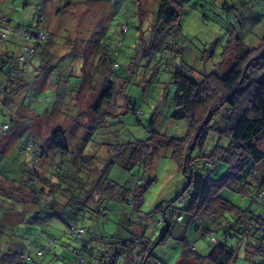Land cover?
<instances>
[{"label": "rangeland", "instance_id": "374dc122", "mask_svg": "<svg viewBox=\"0 0 264 264\" xmlns=\"http://www.w3.org/2000/svg\"><path fill=\"white\" fill-rule=\"evenodd\" d=\"M159 2L25 0L26 5L22 6L23 0H0V30L10 23L7 18L13 22L21 19L28 24L31 16L39 12V22L43 23L47 34V39L36 47L27 67L25 65V72L21 71L16 59L20 48L0 38V187L10 192L13 185L22 187L24 184L23 187L30 191L31 184L25 180L31 170L24 143L30 136L28 126L31 125L34 150L40 139H48L57 127L65 132L70 151L68 154L54 151L47 155L53 164L45 161L41 171L49 175L53 170L57 178L58 174L60 177L69 175L72 187L65 189L67 199L76 195L82 197L84 190L92 184L97 186L105 177L121 187L130 183L131 187L141 188L137 212L125 202L107 201L104 204L106 218L87 221L86 226L114 239H127L135 233L149 244L155 242L168 225V235L154 248L151 256L162 264H177L184 249L182 241L193 245L196 253L203 257L213 245L209 236L194 230V224L187 227L190 220L184 211L187 179L172 159L171 149L161 146L148 164H134L130 169L124 164L131 160L130 153L127 155L128 151L120 149L117 154L111 149L117 144L127 147L137 141H146L150 138L151 125L160 137H183L187 122L171 118L175 112L172 102L174 69L184 63L193 68L194 77L200 79L204 73L223 74L244 51L238 45L234 46L233 41L232 50H226L223 57L224 48L232 38L257 48L255 53L262 52L264 0H173L180 17L178 27L171 30L160 28L159 24L153 26ZM5 53L12 56L9 62L3 56ZM21 61V64L25 63L24 56ZM108 61H112L114 67L108 66ZM83 73L92 76L91 82L88 78L77 97L71 98L66 88L80 82ZM68 74L71 77L67 82ZM108 74L113 75L111 81L114 84H119V97L94 115L90 107ZM263 74L264 60H255L248 68L245 66L246 81L241 88L256 84ZM27 80L32 82L30 89L26 87ZM220 93L219 85L213 88V94ZM57 95L62 97L57 98ZM5 98L7 102L3 103ZM104 112L109 115L100 118ZM227 115V106L221 107L210 125L217 123L216 128L220 127ZM98 118L101 120L97 123ZM4 123L8 125L6 134L2 133ZM77 124L91 128L83 144L84 128ZM260 136L258 147L264 152V134ZM217 142L225 146L227 139H219L218 133L211 130L202 153L194 149L193 158L208 155ZM40 164L41 161L38 166ZM226 170L225 163L218 162L208 168L200 159L187 166L188 173L209 175L212 179L221 177ZM258 170L259 177H264V162L258 165ZM0 192V217L3 214L4 223V228L0 226L3 231L0 232V260L8 250L34 254L33 238L40 230L61 237L71 246H78L70 241L69 229L59 218L44 225L29 224L27 220L35 206L28 196L15 200L19 197L17 193L8 197L2 190ZM218 195L253 214L264 216V196L258 202H251L229 187H222ZM177 213H181V221H177ZM39 215L43 216V213ZM221 233L219 229V237ZM249 244L245 238L227 240L228 246L238 247L235 264H264V258L248 252ZM68 254L69 251H62L66 260ZM50 257L49 254L34 256L36 261L42 258L41 264H63V260L50 261ZM123 260L121 258L118 264Z\"/></svg>", "mask_w": 264, "mask_h": 264}, {"label": "trees", "instance_id": "16d2710c", "mask_svg": "<svg viewBox=\"0 0 264 264\" xmlns=\"http://www.w3.org/2000/svg\"><path fill=\"white\" fill-rule=\"evenodd\" d=\"M25 5V0H23L22 6ZM175 5L176 3L173 0H160L155 12L153 26L159 24L160 28L162 26L168 27L170 30L172 28L176 29L180 11ZM38 13L31 16L28 24H25L21 19L13 22L11 18L6 17V20H9L10 23L3 25L0 30L2 40L9 43L13 42L12 44L20 48L16 59L23 72H25V65L27 67L31 55L35 53L36 47L47 39L44 25L41 21L39 22ZM18 32L23 37L21 41H19L20 37H16ZM119 32L123 33L122 30ZM233 41L235 42L234 46L238 45L244 51L242 50V55L223 74L218 72L204 73L200 79L199 77L195 78L193 68L185 66L184 63L174 69L172 73L174 85L172 102L175 112L171 118L187 122V132L183 137H160L151 125L150 138L146 141H137L127 147L117 144L111 149L112 152L117 151V154H119L120 149L125 150V152L128 151L127 155L130 153L131 160L124 163L125 167L129 169L134 164L139 166L148 164L161 146L171 149L172 159L187 179L185 186L187 199L184 206V211L190 217L187 227L194 224V230L209 236L213 245L211 251L203 257L196 253L193 245H187L186 241H182L184 249L177 264H235L238 247L227 245V240L233 237L237 240L247 239L250 243L248 252L264 258V216L253 214L249 209H243L218 195L222 187H229L240 192L251 202H258L264 196V177H259L258 170V165L264 162V152L258 147L260 135L264 134V74L256 84L241 88L246 81L244 77L245 66L248 68L255 60H264V50L255 53L257 48L243 44L238 38H232L224 48L223 57L226 50H232ZM27 47L32 48V53L25 55L28 51L25 50L28 49ZM116 54L117 52H115ZM3 56L8 59V62L12 58L7 53ZM21 56H25L24 64H21L23 63ZM107 64L114 67L112 61H108ZM185 70L189 73H186ZM51 72L52 70L48 71L47 74L49 75ZM9 77L11 76L9 75ZM70 77V74L65 77L66 80L68 79L67 82ZM88 78L90 81L92 76L89 75L88 77L83 73L80 82H74L70 85V88L69 86L66 88L71 98L77 95ZM111 78H113V75L108 74L102 81L94 104L90 107L94 115L99 114L102 108L113 101L115 97H119V84H114ZM27 81L26 87L30 89L32 82ZM74 85H78L79 89H72ZM217 85L222 90L221 95L213 94V88ZM61 97L62 95H57V98ZM6 102L7 99L5 98L3 103ZM224 106H227L229 115L223 117V124H220L218 128H216L217 123L210 125L212 118L220 113V108ZM133 112L137 113L134 109ZM108 115L109 113L104 112L100 115V118ZM100 118L96 120L97 123L101 120ZM29 123H31V120ZM76 126H83L84 128L81 142L83 144L89 136L91 128L79 124ZM28 127L30 136L24 143L26 150L29 152L31 170L25 180L31 184L30 191L23 187L24 184H21L22 187H14V185L12 187L11 185L10 192H7L9 189L2 187H0V190L8 197H13V194L17 193L19 197L15 200L26 198V196L31 199L35 207L32 208L27 220L29 224L44 225L53 218L61 219L69 229L70 241L78 246H71L64 242L61 237L57 238L40 230L33 238V242L36 244L34 254L8 250L1 257L0 263L41 264L40 260L42 258L36 261L34 256L49 254L51 256L50 261L61 259L63 264H77L76 258L78 256L81 259L78 264H118L121 258L124 259L122 264H134V258L140 254L143 257L139 264H162L157 259L152 258L151 255L154 249L148 254L155 242L149 244L143 242L135 233L127 239H114L111 236L107 237L100 232L91 230L92 226L90 227V225L86 226L87 221L95 222L100 217L106 218L107 207L104 204L107 201L125 202L130 205L133 212H137L141 204V188H136L134 185L131 187L130 183L121 187L105 177L100 180L97 186L92 184V187L84 190L82 197L76 195L73 199L72 197L67 199L64 192L72 187V183L68 180L70 179L69 175L60 177L58 174L57 178L53 170H50L49 175L43 173V170L41 171V167L44 169L45 161L48 164H53L52 161L48 160L47 155L52 154L54 151H59L62 154L69 153L70 143L66 141L65 132L57 127L53 128L50 137L40 139L36 150H34V142L31 139V125L29 124ZM7 128L6 123L2 124L3 134L7 133ZM211 130L218 133L219 139L225 137L227 139L226 145L221 146L217 142L208 155L201 154L202 156L193 158L192 152L194 149L197 148L199 153H202ZM79 139H81V136H79ZM199 159L204 160L208 168L218 162L225 163L227 170L221 177L215 179H212L209 175L188 173L187 166ZM39 161H41L40 166H38ZM60 178L65 179V181L61 182ZM67 187L68 189H66ZM4 194L3 196H5ZM95 194H97L96 197ZM68 204L69 207H67ZM40 212L43 213V216L39 215ZM20 214L25 217L23 216L24 213ZM2 217L3 214L0 217V226L4 228ZM176 217L177 221L182 220L181 213H177ZM165 228L158 237L160 239L158 244L169 233V226L166 225ZM219 229L222 230L221 237L218 235ZM0 232H3L2 229ZM62 251H69L67 260L62 256ZM11 252L13 256L10 254ZM252 264L259 263L253 262Z\"/></svg>", "mask_w": 264, "mask_h": 264}, {"label": "built area", "instance_id": "2783aa9c", "mask_svg": "<svg viewBox=\"0 0 264 264\" xmlns=\"http://www.w3.org/2000/svg\"><path fill=\"white\" fill-rule=\"evenodd\" d=\"M16 37H20L19 41H21L22 38H23V37H21L20 32H18V34H17ZM27 48H28V47H27ZM25 50H28V51L26 52L25 55H28V54L32 53V50H31L30 48L25 49ZM24 59H25V56H24ZM79 232H81V231H79ZM40 253H41V251L39 252V254H40ZM79 257H80V256H78V257L76 258V262H77V264L81 262V259H80ZM142 257H143V255H140V254L136 255V257H135L134 260H133V263H134V264H139V262L141 261Z\"/></svg>", "mask_w": 264, "mask_h": 264}, {"label": "water", "instance_id": "95a60500", "mask_svg": "<svg viewBox=\"0 0 264 264\" xmlns=\"http://www.w3.org/2000/svg\"><path fill=\"white\" fill-rule=\"evenodd\" d=\"M192 146H193V145H192ZM166 229H167V227L165 228V230H166ZM159 241H160V239H157V240L155 241V244L152 246V248L150 249V251L148 252V254L151 253V251L154 249L155 245H157Z\"/></svg>", "mask_w": 264, "mask_h": 264}, {"label": "crops", "instance_id": "0c3cea01", "mask_svg": "<svg viewBox=\"0 0 264 264\" xmlns=\"http://www.w3.org/2000/svg\"><path fill=\"white\" fill-rule=\"evenodd\" d=\"M78 87H79L78 85H74V86L72 87V89H74V90L79 89ZM80 90H81V88H80ZM80 90H79V91H80ZM70 94H71V93H70ZM78 94H79V92L77 93V95H78ZM77 95H74V96H75L74 98H76Z\"/></svg>", "mask_w": 264, "mask_h": 264}]
</instances>
